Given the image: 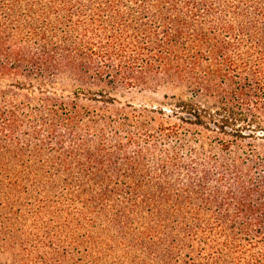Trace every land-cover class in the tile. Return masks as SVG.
<instances>
[{"label": "trees", "instance_id": "1", "mask_svg": "<svg viewBox=\"0 0 264 264\" xmlns=\"http://www.w3.org/2000/svg\"><path fill=\"white\" fill-rule=\"evenodd\" d=\"M0 264H264V0H0Z\"/></svg>", "mask_w": 264, "mask_h": 264}, {"label": "rangeland", "instance_id": "2", "mask_svg": "<svg viewBox=\"0 0 264 264\" xmlns=\"http://www.w3.org/2000/svg\"><path fill=\"white\" fill-rule=\"evenodd\" d=\"M62 86L68 88V83H61ZM180 93L178 90L167 89L165 87H159L157 89H119L115 92V98L121 106L131 105L133 108L141 109L143 107H161L167 100L165 97L169 98ZM118 108V107H115Z\"/></svg>", "mask_w": 264, "mask_h": 264}]
</instances>
